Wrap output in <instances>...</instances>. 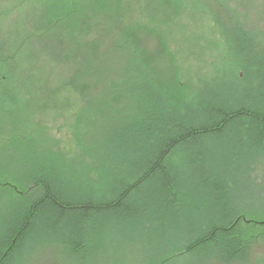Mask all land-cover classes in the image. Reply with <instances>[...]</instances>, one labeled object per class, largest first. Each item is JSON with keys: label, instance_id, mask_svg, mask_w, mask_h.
Masks as SVG:
<instances>
[{"label": "trees", "instance_id": "16d2710c", "mask_svg": "<svg viewBox=\"0 0 264 264\" xmlns=\"http://www.w3.org/2000/svg\"><path fill=\"white\" fill-rule=\"evenodd\" d=\"M146 1L36 0L38 26L25 32L31 42L25 34L0 37V187L14 203V216L0 232V264L20 262L39 235L58 239L61 256L93 264L94 223L108 228L115 220L146 223L151 229L152 222L155 227L162 222L171 231L185 226V245L174 243L157 253L154 264H170L175 256L182 261L209 248L216 250L220 264H244L255 248L251 240L264 235L261 208L254 211L261 216L245 215L228 200L234 173L219 175L210 166L212 173L208 165L221 142H232L244 153L264 150V60L255 82L257 105L233 104L219 95L217 104L204 101L197 120L190 114L182 117L174 106L167 107L163 97H171L169 87L142 46V36L155 22ZM26 48L31 56L22 54ZM250 69L247 64L242 82L248 81ZM248 84L254 92L253 81ZM56 113L71 116L74 130L71 146L62 153L55 151L57 143L42 123L46 114L59 119ZM138 135L143 141L133 139ZM133 141L138 149H145V142L150 152L126 164L124 177L117 160L100 165L111 154L122 156ZM23 148L37 150L29 155L42 160L36 169L9 171L5 163L20 161ZM58 163L66 168L88 165L110 188L69 191L60 182ZM185 175L195 190L213 196L208 217L187 190ZM33 188L37 195L30 198ZM153 207L161 222L151 219ZM260 224L261 229L255 228Z\"/></svg>", "mask_w": 264, "mask_h": 264}, {"label": "rangeland", "instance_id": "374dc122", "mask_svg": "<svg viewBox=\"0 0 264 264\" xmlns=\"http://www.w3.org/2000/svg\"><path fill=\"white\" fill-rule=\"evenodd\" d=\"M200 1H146L150 18L155 22L153 28L142 36V46L152 56L154 67L161 70L169 87L171 97H163L167 107L172 105L184 114L180 112L182 117L190 114L196 119V116H201L204 101L206 100L208 105L217 104L218 100H221L218 99L219 95L233 104L257 105L256 100L259 101L260 94L256 90L258 87L255 82L261 79L259 70L264 60V0H211L212 6L208 4L210 0ZM37 7L36 0H0V37L8 32V35L14 33L20 37L24 36L26 31H33L38 26ZM25 37L31 42V36L25 34ZM28 48L23 49V55L30 54ZM249 56L253 57L254 61L246 63ZM247 64L251 67L248 81H253L254 92L248 90V81L240 80L246 76L243 70ZM175 96H178V99H175ZM209 96L213 99L208 100ZM154 105L151 103V106ZM50 110L55 112L52 108ZM56 115L60 118L47 114L42 116V123H45L48 133L57 143L55 151L62 153L71 146L74 130L71 129L73 126L70 124L71 116L58 113ZM84 116L86 119V114ZM133 139L143 141L140 135ZM138 141L137 144L133 141L122 156L113 157L115 154H111L109 158H104L100 165H109L117 160L119 165L117 171L121 172L119 176L124 177L126 164L137 163L141 157L149 155L150 151L146 149L149 145L144 142L145 149H138L136 148ZM222 144L221 142V145L218 143L215 146L216 159L208 164L209 169L212 171L214 169L211 167H216L217 174L228 177L234 173L235 183L228 190L231 206L237 207V211L242 214L261 216L264 212L255 214L254 211L257 208L264 211V150H261V153L255 151L244 153L232 142ZM52 150L54 151L53 147ZM32 152L39 153L33 149L30 151L21 149L20 156L18 155L20 161L5 163L6 168L9 171L36 169L35 166L40 163L42 157L41 160L39 158L33 160L34 156L29 155ZM58 168L60 182L69 191L102 192L110 188L108 180L104 182L99 179L96 171L89 170L88 165L77 164L72 168H66L58 163ZM190 179L185 175L184 184L191 196L199 201L198 203H202L200 206L204 208L208 217V212L215 204L213 196L208 192L195 190L193 180ZM5 193L4 188L0 187V232H4L6 221L14 216V203L10 195L4 196ZM36 195L33 188L29 196L32 198ZM151 205L148 201L145 202V206ZM156 209L154 207L150 209V217L153 221L161 222ZM217 211L214 209L213 214ZM94 224L96 227L91 233L97 243L95 252L97 259L94 258L93 264H154L152 258L155 259L157 253L167 251L174 245H185L184 240H181L187 232L184 225L178 229L179 231L177 229L171 231L168 225H163L162 222L158 223V227L152 222V229L146 223L141 225L140 222L119 220L112 222L108 228H104L100 222L99 225ZM255 228L261 229L262 225H255ZM159 239H162V242ZM251 242L255 248L250 250L244 264H264V235L253 238ZM61 250L58 239L39 235L30 248L29 246L25 248L24 255L16 264H77L75 260L65 258L64 254L61 256ZM215 251L212 248L205 249L182 261L173 260L175 256L170 264H220Z\"/></svg>", "mask_w": 264, "mask_h": 264}]
</instances>
